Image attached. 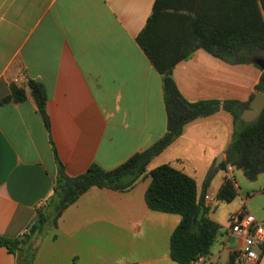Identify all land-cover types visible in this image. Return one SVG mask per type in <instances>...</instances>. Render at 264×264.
<instances>
[{
    "label": "crops",
    "instance_id": "0c3cea01",
    "mask_svg": "<svg viewBox=\"0 0 264 264\" xmlns=\"http://www.w3.org/2000/svg\"><path fill=\"white\" fill-rule=\"evenodd\" d=\"M154 2L0 0V236L18 241L13 252L0 246V264H177L169 257V239L180 217L148 209L149 171L161 165L181 171L194 180L197 194L201 186L198 197L216 194L226 175L234 177L233 170L220 171L202 190L234 133L233 117L219 110L185 125L129 191L90 188L55 227L38 226L58 162L71 178L92 164L110 171L165 134L161 77L136 43ZM261 72L199 49L175 66L172 77L188 102L246 104L258 93ZM27 80L45 89L49 130ZM11 84L24 88V101L3 102ZM157 159L163 160L151 167ZM236 190L242 198L248 189L237 184ZM250 214L264 220V208ZM210 220L219 231L199 264H228L232 256V264H240L242 240L228 234V224ZM255 264H264V253Z\"/></svg>",
    "mask_w": 264,
    "mask_h": 264
},
{
    "label": "trees",
    "instance_id": "16d2710c",
    "mask_svg": "<svg viewBox=\"0 0 264 264\" xmlns=\"http://www.w3.org/2000/svg\"><path fill=\"white\" fill-rule=\"evenodd\" d=\"M136 43L161 77L165 134L152 146L110 171L92 164L84 174L71 178L65 175L58 162L48 206L44 214L37 213L39 228L55 227L63 211L90 188L119 193L129 191L146 175L149 163L182 134L185 125L219 110L230 113L235 127L225 159L217 169L226 172L230 166L241 170L249 181L264 173V109L256 121L245 124L239 117L249 103L188 102L179 93L172 77L175 66L190 59L199 49L232 65L252 64L251 59L264 57V0H155ZM26 88L49 130L44 87L27 80ZM255 91L264 95V71ZM25 99L24 88L11 84L10 93L3 102ZM217 169L206 176L203 191ZM148 175L151 182L144 194L148 209L180 217L169 239L170 259L177 264H194L199 258H207L219 226L207 217L203 195L198 197L194 180L169 165L156 167ZM236 196L237 190L226 175L215 200L231 202ZM34 227L36 229V225ZM17 243V240L0 236V246L10 252L16 249ZM233 261L234 256L228 264Z\"/></svg>",
    "mask_w": 264,
    "mask_h": 264
},
{
    "label": "built area",
    "instance_id": "2783aa9c",
    "mask_svg": "<svg viewBox=\"0 0 264 264\" xmlns=\"http://www.w3.org/2000/svg\"><path fill=\"white\" fill-rule=\"evenodd\" d=\"M232 167L228 166L226 171L231 172ZM234 188L237 184L232 174L229 177ZM214 202L213 193L206 191L203 195V206L209 207ZM227 232L229 235L238 237L243 245L236 254L240 264H255L259 260V253H264V220L255 218L245 208L233 213L228 219ZM204 258H199L194 264H199Z\"/></svg>",
    "mask_w": 264,
    "mask_h": 264
},
{
    "label": "rangeland",
    "instance_id": "374dc122",
    "mask_svg": "<svg viewBox=\"0 0 264 264\" xmlns=\"http://www.w3.org/2000/svg\"><path fill=\"white\" fill-rule=\"evenodd\" d=\"M170 155L171 154H169V157ZM162 160L163 159H157L156 161H154L151 167L157 166L162 162ZM232 170L236 183L240 184L241 189L247 188L248 190H245L247 192H244L245 194H243L242 198H240L237 193V196L231 202L217 201L215 200V194H213L214 202L212 203L211 208L208 210V213L209 218L215 219L218 223L228 224V215L233 209H236L238 211L242 208H246L248 212L252 213L254 209L264 208V190L259 188V186L264 183V175H259V178L257 177L254 181H249L243 175V172L241 170L235 168H232ZM220 171L221 170L217 169L213 174L212 179L213 177L216 178V176H220L222 174V172ZM257 179L258 181H256ZM200 191L201 186H198V194L200 193Z\"/></svg>",
    "mask_w": 264,
    "mask_h": 264
},
{
    "label": "water",
    "instance_id": "95a60500",
    "mask_svg": "<svg viewBox=\"0 0 264 264\" xmlns=\"http://www.w3.org/2000/svg\"><path fill=\"white\" fill-rule=\"evenodd\" d=\"M251 63L256 65L261 71H264V57L253 58ZM264 109V95L256 93L253 99L250 101L249 106L246 110L242 112L239 119L245 123L250 124L258 119L260 114ZM222 162V156H218L215 160L214 168H218L219 164ZM34 231V226L29 231L32 234Z\"/></svg>",
    "mask_w": 264,
    "mask_h": 264
}]
</instances>
